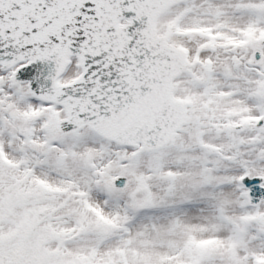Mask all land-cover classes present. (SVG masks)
I'll use <instances>...</instances> for the list:
<instances>
[{
  "label": "snow or ice",
  "instance_id": "obj_1",
  "mask_svg": "<svg viewBox=\"0 0 264 264\" xmlns=\"http://www.w3.org/2000/svg\"><path fill=\"white\" fill-rule=\"evenodd\" d=\"M0 264H264V0H0Z\"/></svg>",
  "mask_w": 264,
  "mask_h": 264
}]
</instances>
